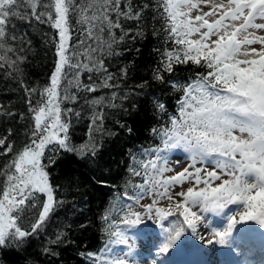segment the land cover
Here are the masks:
<instances>
[{
	"label": "snow or ice",
	"instance_id": "obj_1",
	"mask_svg": "<svg viewBox=\"0 0 264 264\" xmlns=\"http://www.w3.org/2000/svg\"><path fill=\"white\" fill-rule=\"evenodd\" d=\"M158 5L163 9L168 37L179 47L163 53L154 79L164 83L162 72L172 73L178 64L191 63L207 71L186 85L172 84L183 92L178 115L170 117L167 126L151 130L160 137L163 147L145 150L144 155L154 153L155 159L132 157L128 171L132 176H142L143 181L134 186L135 195L126 193L131 203L119 208L123 213L120 223L131 227L142 223L145 217L157 222L167 234L163 252H168L186 230L198 235L200 224L211 228V237L205 240L200 235L201 241L224 245L240 226L255 224L264 229V0H158ZM201 5L208 11H203ZM25 7L30 16L21 13ZM73 15L81 30L78 44L70 43ZM13 17L49 24L58 36L57 60L50 84L40 91L35 104L31 97L36 90L25 89L34 121L30 143L13 151L8 137L0 138V155L12 153L10 161L0 169L4 178L0 183V250L21 248L40 232L55 210L49 173L41 163L46 152L53 153L48 163L54 164L55 154L61 150L78 155H94L97 150L91 141L76 147L69 139L70 123L66 117L72 109H63L61 102L75 101L77 96L69 95L63 84L65 70H75L68 85L74 83L77 90L96 92L100 87H114L109 83L113 76L103 59L104 55L117 54L113 31L123 30L122 18L143 19L142 8L134 9L130 0H0V51H13L4 43ZM127 35L128 31L123 30L119 39ZM17 60L22 62L23 57ZM0 61L19 71L17 62L9 61L6 55H0ZM81 71L101 74L100 83L81 85ZM157 108L165 111L163 103L158 102ZM103 118L101 113H94L93 123L102 122ZM99 127L96 124V129ZM173 149L183 150L189 162L185 166L176 159L174 166L180 170L166 175L173 173L174 166H169L167 157L159 153ZM204 164L208 166H198ZM186 182L190 184L186 190L173 191ZM40 194L47 199L38 207ZM144 196H150L151 203L142 205ZM161 200L168 201L167 207L158 206ZM134 205H140L142 211ZM232 205L236 206L235 211ZM33 209L37 210L36 218L25 228L23 221ZM205 213L223 214L226 223L220 228L212 227L202 215ZM111 214L110 210L103 217L106 223ZM172 216L179 218L165 226L163 222ZM108 229L117 242H125L118 223L113 221ZM56 242H61L59 235ZM45 251L55 255L50 249ZM105 264L124 261L114 258Z\"/></svg>",
	"mask_w": 264,
	"mask_h": 264
},
{
	"label": "trees",
	"instance_id": "obj_2",
	"mask_svg": "<svg viewBox=\"0 0 264 264\" xmlns=\"http://www.w3.org/2000/svg\"><path fill=\"white\" fill-rule=\"evenodd\" d=\"M130 2L134 9L142 8L143 19L122 18L123 30H127L128 35L119 39L123 30L115 29L113 35L117 36V43L113 44V49L117 54L103 56L105 67L113 76L109 83L115 86L100 87L96 92H88L84 88L77 90L74 83L68 85L75 70H65L63 84L69 95L77 96L75 101L61 102L63 109H72L66 117L70 123L69 139L76 147L91 141L97 150L94 155L61 150L55 154L54 164L48 163V157L53 153L46 152L41 163L49 173L55 210L40 232L30 237L21 248L0 250V264H105L109 261L105 249L116 238L110 235L108 225L113 221L121 224L123 213L119 208L131 203L126 200V193L135 195L134 186L143 181L142 176H132L128 171L129 165L133 164L132 157L148 159L144 155L145 150L163 147L160 137L151 130L167 126L169 118L178 115V101L183 92L173 88L172 84L179 82L186 85L199 73L207 71L191 63L178 64L172 73L162 72L164 83L154 79V73L164 59L163 53L179 46L168 37L167 25L162 18L163 9L159 7L158 0ZM20 11L30 16L28 8H21ZM72 25L70 43L78 44L82 37L75 15ZM56 40L55 30L34 18L13 17L7 25L4 43L13 51H0V55H6L9 61H16L19 71L0 61V138L7 136L13 151H19L30 143V129L34 127V121L25 89L36 90L31 97L35 104L40 99V91L50 84L57 60ZM17 57H23V61H18ZM100 79L101 74L98 73L81 71L79 75L81 85L99 84ZM92 100L100 102L92 104ZM158 102L165 105V111L157 108ZM9 112L13 115H8ZM94 113L103 115L102 122L93 123ZM96 124H99V129H96ZM11 156L12 153L0 155V169L10 161ZM134 166L138 168V165ZM3 179L0 176V183ZM46 199L40 194L38 207ZM134 207L139 211L138 205ZM110 210L112 214L106 223L103 217ZM36 214V209L30 210L23 227L29 228ZM58 235L61 242L57 243ZM46 248L55 255L47 253Z\"/></svg>",
	"mask_w": 264,
	"mask_h": 264
},
{
	"label": "rangeland",
	"instance_id": "obj_3",
	"mask_svg": "<svg viewBox=\"0 0 264 264\" xmlns=\"http://www.w3.org/2000/svg\"><path fill=\"white\" fill-rule=\"evenodd\" d=\"M201 8L203 11H208V8L204 5H201ZM195 14L196 12L194 11L192 15L194 16ZM254 47H258V45H254ZM159 155L161 157H167V159L170 161L169 166H174V161L176 159H180L181 161H183L185 166L189 162L187 159V154L181 149H173L171 151L161 152L159 153ZM148 159H155V154L150 153L148 155ZM198 166L207 167L208 165L204 164V165H198ZM178 170H180V167L174 166L173 173H166V175L174 174V172ZM189 186L190 184L186 182L183 185L175 187L173 191L179 192L181 190H186ZM148 203H151V197L144 196V198L141 200V204L146 205ZM167 204H168L167 200H161L158 206L167 207ZM230 207L232 208L233 211L236 210L235 205H232ZM140 211H142V208ZM202 215L207 216L206 221L210 223L212 227L220 228L226 223V220L223 214L215 215L212 213H205ZM178 218H179L178 216H172V217H169L168 220L164 221L163 223L165 226H167L170 222L176 221ZM156 226L158 227L156 228L154 233H151L150 229L146 227L142 228L140 232L136 230L135 227L131 226L130 229L127 231L128 234L129 233L135 234V236L133 235V237L128 238V240L130 241L131 247H125L122 244L114 243V244H111L108 248H106L105 253L111 256V258H114L117 255V257H120V260L124 261V264H156L157 261L154 260L153 257L155 254L159 253V251H161L162 249L161 245L158 249V240L156 239L157 238L156 236H158L157 233H159V231L163 230L158 223H156ZM198 227L205 228L204 224H200L198 225ZM248 230H251L255 234L260 233L264 236V229H260L258 225L249 224L246 226L238 227V229L233 232L232 236L229 239V242L224 245L216 243L215 241L211 244H207L204 241L199 240L198 243H200V245L198 246V250L199 249L203 250V253L205 254L204 256L213 257L216 255L215 254L216 252L213 250L225 248L227 245L229 246V244H231V241H234L235 239H238V240L244 239L243 237L245 235L244 233L247 232ZM201 233H202L201 235L205 237V240H207L211 237V228H205V231L202 232L201 230ZM155 234L156 236L152 238ZM197 239H199L198 236H197Z\"/></svg>",
	"mask_w": 264,
	"mask_h": 264
},
{
	"label": "bare ground",
	"instance_id": "obj_4",
	"mask_svg": "<svg viewBox=\"0 0 264 264\" xmlns=\"http://www.w3.org/2000/svg\"><path fill=\"white\" fill-rule=\"evenodd\" d=\"M207 218V216H205ZM174 222V221H172ZM170 224V223H169ZM168 224V225H169ZM167 225V226H168ZM205 231V228H201L198 227L197 228V232L198 235H192L191 230H186L184 232V234L181 236L180 240H178L169 250L168 252H163L161 250V252L165 255L167 254V260L168 257H172L174 258L175 256H178L179 253L185 255L187 258H191V257H197L198 253H197V248L200 245V243H198V241L200 240L197 239V236L200 237L201 233ZM245 236L247 238L253 237V239H263L264 236L260 233L254 234L251 230H248L247 232L244 233ZM166 233L165 231H161L160 232V236H159V246L161 245V247H163L164 243L166 242ZM240 241L238 242L237 240L231 241V244H229V246L227 245L225 248H221V249H216L213 250L215 251L216 255L213 256V261H215L216 264H220L223 262L224 259H229L231 258V256L236 255V249L240 246ZM262 254V256H264V252L260 253ZM210 258V257H208ZM197 260L199 258H196ZM170 264H173V262H169ZM237 264H252V263H247L246 259L237 262Z\"/></svg>",
	"mask_w": 264,
	"mask_h": 264
}]
</instances>
